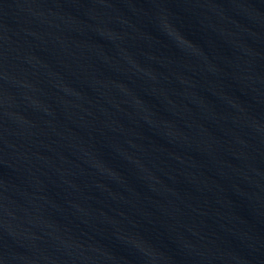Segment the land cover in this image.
I'll use <instances>...</instances> for the list:
<instances>
[{"label":"water","instance_id":"obj_1","mask_svg":"<svg viewBox=\"0 0 264 264\" xmlns=\"http://www.w3.org/2000/svg\"><path fill=\"white\" fill-rule=\"evenodd\" d=\"M0 264H264V0H0Z\"/></svg>","mask_w":264,"mask_h":264}]
</instances>
